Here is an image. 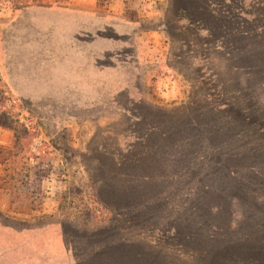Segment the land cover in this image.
<instances>
[{
	"label": "rangeland",
	"instance_id": "obj_1",
	"mask_svg": "<svg viewBox=\"0 0 264 264\" xmlns=\"http://www.w3.org/2000/svg\"><path fill=\"white\" fill-rule=\"evenodd\" d=\"M70 2L0 0V264H264V0L98 1L86 86Z\"/></svg>",
	"mask_w": 264,
	"mask_h": 264
},
{
	"label": "crops",
	"instance_id": "obj_2",
	"mask_svg": "<svg viewBox=\"0 0 264 264\" xmlns=\"http://www.w3.org/2000/svg\"><path fill=\"white\" fill-rule=\"evenodd\" d=\"M119 2L122 6L124 0H119ZM97 3L98 0H71L70 3L63 6L65 10L71 12L75 16H78V21L75 20L74 23L69 25V30L66 35L67 43L72 44V49L74 48L75 50H71V54L68 57H66L64 54L66 59H70L68 62H66L65 66H69L70 68L74 69L73 71L70 70V72L65 71L64 80L65 82L68 81L66 85L71 84L70 86H86L88 84V78L90 75L96 79H90L91 82L98 81L97 70H95L96 72L90 71L88 73L87 67H95V69H97V63L94 62V60H98L103 57V50L100 48V50L95 49L89 52L88 43L86 41L87 36L82 35V32L94 35L92 40L94 45L98 42V40L100 42V46L103 43L102 34H98V32H102L105 24V18L104 14L99 12L100 7L102 6L98 5ZM119 9L121 10L122 8L120 7ZM82 48L84 50H82ZM49 58H57L55 51H53L52 55H49ZM54 64L56 65L58 63L54 62ZM99 74L102 75L101 69H99ZM4 131L5 130L0 126V146L9 145L10 141L12 140V138H10V136L7 134L8 132ZM4 165H6V161H0V169L1 167H4Z\"/></svg>",
	"mask_w": 264,
	"mask_h": 264
},
{
	"label": "trees",
	"instance_id": "obj_3",
	"mask_svg": "<svg viewBox=\"0 0 264 264\" xmlns=\"http://www.w3.org/2000/svg\"><path fill=\"white\" fill-rule=\"evenodd\" d=\"M98 1H101L102 2V0H98Z\"/></svg>",
	"mask_w": 264,
	"mask_h": 264
}]
</instances>
